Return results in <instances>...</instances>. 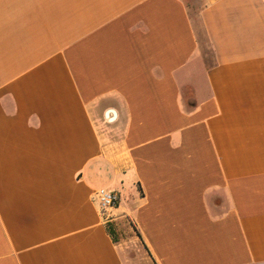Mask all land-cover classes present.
<instances>
[{
	"label": "crops",
	"instance_id": "crops-1",
	"mask_svg": "<svg viewBox=\"0 0 264 264\" xmlns=\"http://www.w3.org/2000/svg\"><path fill=\"white\" fill-rule=\"evenodd\" d=\"M0 264H264V0H0Z\"/></svg>",
	"mask_w": 264,
	"mask_h": 264
},
{
	"label": "built area",
	"instance_id": "built-area-1",
	"mask_svg": "<svg viewBox=\"0 0 264 264\" xmlns=\"http://www.w3.org/2000/svg\"><path fill=\"white\" fill-rule=\"evenodd\" d=\"M96 198L103 215L115 209L120 203V196L110 191H98L96 193Z\"/></svg>",
	"mask_w": 264,
	"mask_h": 264
}]
</instances>
